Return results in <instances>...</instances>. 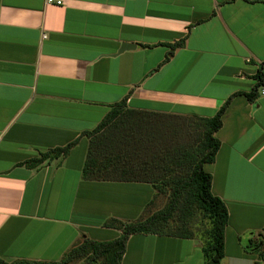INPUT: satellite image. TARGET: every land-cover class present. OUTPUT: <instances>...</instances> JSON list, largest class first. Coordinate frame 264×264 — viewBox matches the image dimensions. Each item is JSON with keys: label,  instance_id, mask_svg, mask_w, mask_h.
I'll return each instance as SVG.
<instances>
[{"label": "crops", "instance_id": "crops-1", "mask_svg": "<svg viewBox=\"0 0 264 264\" xmlns=\"http://www.w3.org/2000/svg\"><path fill=\"white\" fill-rule=\"evenodd\" d=\"M59 1L0 0V259L58 262L82 237H119L110 219L136 222L157 204L151 184L83 180V134L114 105L125 102L148 151L164 145L160 130L212 119L233 97L205 165L229 212L222 264H264V84L246 97L264 81V0ZM75 141L67 156L27 166ZM127 189L140 192L134 213ZM203 246L135 234L121 264H205Z\"/></svg>", "mask_w": 264, "mask_h": 264}, {"label": "trees", "instance_id": "trees-1", "mask_svg": "<svg viewBox=\"0 0 264 264\" xmlns=\"http://www.w3.org/2000/svg\"><path fill=\"white\" fill-rule=\"evenodd\" d=\"M185 39L186 36L171 47L172 50L166 56L165 62L169 61L177 47L184 44ZM263 84L262 80L252 93L246 94V97L254 99L258 88ZM232 99L233 97L229 98L212 119L197 121L204 131L202 139L196 147L194 144H168L167 138L170 137L174 141L179 138L178 131L177 133L173 131L163 137L164 143H166L162 146L163 154L157 150V155L150 159L139 153L133 156L128 145L126 149L128 153L125 158L123 157L125 141L129 136L132 137V132L137 127L134 128L126 119L125 102L114 105L94 130L83 134L90 139L82 170L83 180L86 182L151 184L157 195L169 192L167 205L163 209L153 212L147 218L136 222L124 223L118 219L107 221L106 227L122 232L119 237L111 241H96L86 236L82 237V240L58 262L17 260L7 263L0 259V264H73L78 261H81L82 264H121L127 242L132 235L156 234L184 239L199 237L200 235L188 232L187 229L177 233L170 232L167 227L165 228L177 213L190 214L192 210H198L210 221L209 236L201 238L204 245L205 264H222L229 212L225 202L212 193V175L205 169V165L215 160L220 148V141L215 137V134L222 127L223 117ZM156 128L158 129V127ZM151 131L154 130H150L148 135L151 134ZM76 144L77 141L64 148H56L42 153L40 157L27 162V166L37 168L46 162L65 157ZM149 146L151 147V145ZM152 205L153 200L150 206ZM263 245L264 241L261 240L260 246H257L255 251H261Z\"/></svg>", "mask_w": 264, "mask_h": 264}, {"label": "rangeland", "instance_id": "rangeland-1", "mask_svg": "<svg viewBox=\"0 0 264 264\" xmlns=\"http://www.w3.org/2000/svg\"><path fill=\"white\" fill-rule=\"evenodd\" d=\"M155 121H156V119L153 118V120L148 122L147 125H154ZM160 121H158V123ZM168 123H169V121H168ZM162 126H163L162 128L166 127L165 120H162ZM176 130L179 133V138L176 141L171 140L170 137L167 138L166 142L168 144L169 143L170 144L173 143L172 145H174V144L177 145L179 143L180 144H194V147H196L200 143V141L202 139V134L204 131L203 127L200 126L199 122H197V121L196 122H192V121L187 122L186 119H183L181 121L180 120L177 121ZM170 131L171 130H170L169 126L167 128H164L163 130H160L161 137L168 135L170 133ZM132 138L133 137L129 136L127 138V141H125V143L130 146L131 153H134V154L140 153L141 154L142 152H144V156H146V157L149 154L148 151H153V154L155 153L154 149H156V148L153 145H151V147H153V148L150 147L147 149L148 151H146L145 143L138 141V139H132ZM134 138H139V137H134ZM133 142H134V144H132ZM138 142H141V144H139ZM164 144H166V143H164ZM157 148L158 149H156V150H159L160 152H162V148L160 146ZM162 154H163V152H162ZM134 190H136V189H134ZM119 195H122L126 200H128L127 198H129V201H131V202H129V205L127 206L128 209H126V207L123 209L128 213H134V206L140 204V198H139L140 192L139 191H133V192L131 191L130 192L129 189H127V190H124L123 192L119 193ZM168 195H169V192H165L163 195H161L160 198L158 200H156L157 204L154 205L152 208H150V210L146 214L145 218H147L153 212L160 210V209H163L167 205V203L169 202ZM117 209H119V208H117V207L113 208V210L115 212L117 211ZM119 210H121V209H119ZM124 223H127V222H124ZM166 227H167V230H169L170 232H177V233H180L182 231H186V229H187L188 232L189 231L192 233L194 232V233L200 235L199 236L200 238L204 239V238H207L209 236L210 221L207 218H205L203 216V214L201 212H199L198 210H192L190 212V214H183L181 212L177 213L175 215V217L165 226V228ZM203 236H204V238H203ZM71 249L72 248H70L68 251H70ZM73 264H82V262L78 261V262L73 263Z\"/></svg>", "mask_w": 264, "mask_h": 264}, {"label": "built area", "instance_id": "built-area-1", "mask_svg": "<svg viewBox=\"0 0 264 264\" xmlns=\"http://www.w3.org/2000/svg\"><path fill=\"white\" fill-rule=\"evenodd\" d=\"M47 2H48V4H56L57 6L62 5V2L59 0H47ZM263 94H264V89H263Z\"/></svg>", "mask_w": 264, "mask_h": 264}, {"label": "water", "instance_id": "water-1", "mask_svg": "<svg viewBox=\"0 0 264 264\" xmlns=\"http://www.w3.org/2000/svg\"><path fill=\"white\" fill-rule=\"evenodd\" d=\"M128 49H130V46L129 45H125V46H123L121 48V50L119 51V53H122L123 51L128 50Z\"/></svg>", "mask_w": 264, "mask_h": 264}]
</instances>
